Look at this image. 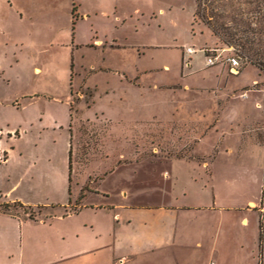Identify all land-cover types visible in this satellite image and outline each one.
<instances>
[{"label": "rangeland", "instance_id": "rangeland-1", "mask_svg": "<svg viewBox=\"0 0 264 264\" xmlns=\"http://www.w3.org/2000/svg\"><path fill=\"white\" fill-rule=\"evenodd\" d=\"M199 1L0 0V201L152 209L174 238L134 264H264V72L235 45L237 73L206 66L203 51L231 46ZM25 209L0 203L54 213Z\"/></svg>", "mask_w": 264, "mask_h": 264}, {"label": "crops", "instance_id": "crops-1", "mask_svg": "<svg viewBox=\"0 0 264 264\" xmlns=\"http://www.w3.org/2000/svg\"><path fill=\"white\" fill-rule=\"evenodd\" d=\"M14 202L18 201H0ZM22 205L48 207L54 213L43 220L0 210L5 221L0 227V248L13 244L11 264H134L154 257L165 248L164 240L170 243L174 238L173 230L160 225V214L118 200ZM100 215L110 229L106 234L99 229L96 218Z\"/></svg>", "mask_w": 264, "mask_h": 264}, {"label": "trees", "instance_id": "trees-1", "mask_svg": "<svg viewBox=\"0 0 264 264\" xmlns=\"http://www.w3.org/2000/svg\"><path fill=\"white\" fill-rule=\"evenodd\" d=\"M212 1L206 0L203 7L200 1L198 3V15L202 22L221 43L228 47H239L251 63L264 72V0H249V3L254 4L253 8L247 11L231 8L226 14L216 12ZM14 203L24 209H31L20 202ZM28 217L34 218L30 212Z\"/></svg>", "mask_w": 264, "mask_h": 264}, {"label": "built area", "instance_id": "built-area-1", "mask_svg": "<svg viewBox=\"0 0 264 264\" xmlns=\"http://www.w3.org/2000/svg\"><path fill=\"white\" fill-rule=\"evenodd\" d=\"M231 50L228 51L230 53H226L222 55L220 51L217 49H212L211 51H203V54L205 56V63L206 66H212L218 62H223L228 65L229 70L233 73H237L239 68L241 67V58L238 54V51L234 49L233 47H230ZM194 52V49L187 48L185 49V53L191 54ZM6 160L4 152H0V162H4ZM208 264H214L213 261H210Z\"/></svg>", "mask_w": 264, "mask_h": 264}]
</instances>
